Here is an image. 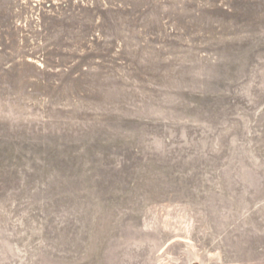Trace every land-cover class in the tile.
I'll return each mask as SVG.
<instances>
[{
    "label": "rangeland",
    "instance_id": "obj_1",
    "mask_svg": "<svg viewBox=\"0 0 264 264\" xmlns=\"http://www.w3.org/2000/svg\"><path fill=\"white\" fill-rule=\"evenodd\" d=\"M0 264H264V0H0Z\"/></svg>",
    "mask_w": 264,
    "mask_h": 264
}]
</instances>
